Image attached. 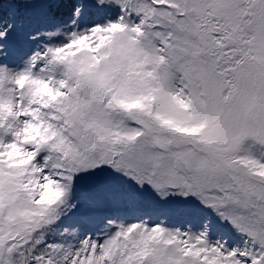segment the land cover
<instances>
[{"label":"snow or ice","instance_id":"6c2138e0","mask_svg":"<svg viewBox=\"0 0 264 264\" xmlns=\"http://www.w3.org/2000/svg\"><path fill=\"white\" fill-rule=\"evenodd\" d=\"M0 264H264V0H0Z\"/></svg>","mask_w":264,"mask_h":264}]
</instances>
